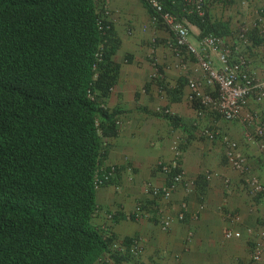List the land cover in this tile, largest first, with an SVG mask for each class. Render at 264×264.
<instances>
[{"label":"trees","instance_id":"obj_1","mask_svg":"<svg viewBox=\"0 0 264 264\" xmlns=\"http://www.w3.org/2000/svg\"><path fill=\"white\" fill-rule=\"evenodd\" d=\"M97 1L0 0V264H97L115 236L95 180L119 67Z\"/></svg>","mask_w":264,"mask_h":264},{"label":"crops","instance_id":"obj_2","mask_svg":"<svg viewBox=\"0 0 264 264\" xmlns=\"http://www.w3.org/2000/svg\"><path fill=\"white\" fill-rule=\"evenodd\" d=\"M121 37L123 44L118 46L113 55L114 62L121 66L120 73L112 92L104 100L109 112H117V118H120L122 125L118 124L115 133L109 132L105 135L106 151L103 159L104 164H117L119 174L111 184L97 190L100 219L107 220V217L104 219L106 211L114 212L118 208V216L116 215L111 224L108 223V229L120 240L129 239L136 234L144 238L145 251L136 254L132 258L134 261L128 264L244 263L249 243L255 244L258 233L264 230V193L259 197L253 196L245 181L251 197L248 199L245 196V186L240 181L241 171L228 164L225 143L211 140L203 134L199 135L198 127L191 124L194 111L185 101L187 94L184 99L177 98V93H172V99L161 95L159 85L162 79H151L153 64L146 59L147 52L139 51L135 61L123 63V54L127 51L124 47L126 38L122 33ZM157 56L161 64L159 68L166 75L165 79L171 83L168 86L172 88L177 83L171 73L178 68L175 65L176 58L165 55L163 51H157ZM213 56L217 60V55ZM179 66L181 68L182 65ZM195 69L203 77L199 64ZM254 100H250L246 110L255 115H264V104L259 107ZM159 104L171 107L175 115L168 116L157 111ZM190 124L192 128L188 129ZM210 124H216L222 135L229 134L235 138L241 136V121H211ZM184 131L187 133L186 137L183 136ZM175 135L184 139L179 155L182 166L189 179L197 180L198 184L193 186V189L197 188L192 193L193 189H188V183H183L169 199L160 201L159 206L165 213L175 218L171 228L164 230L157 220L130 219L123 206L129 209L127 200L136 190L139 191L141 199L152 200L143 192L142 183L145 180L150 179L157 185L165 183L166 174L158 162L174 158ZM242 151L247 155L248 168L251 167L247 177L257 176L264 183V160L260 148L250 144ZM208 172L217 175L209 180L206 177ZM126 183L136 185L130 186L125 192L122 184ZM119 184L123 186L120 195L114 191L115 185L120 186ZM154 202L152 200L150 205L155 213L152 212L153 216H156L158 208ZM184 204L186 208L183 207ZM181 212L185 213V219L179 221ZM230 227L242 231L243 236L225 239L224 231ZM191 232L193 236L190 238ZM125 255L131 257L132 254L128 252Z\"/></svg>","mask_w":264,"mask_h":264},{"label":"built area","instance_id":"obj_3","mask_svg":"<svg viewBox=\"0 0 264 264\" xmlns=\"http://www.w3.org/2000/svg\"><path fill=\"white\" fill-rule=\"evenodd\" d=\"M147 3L154 12L151 18L152 22L156 24L163 21L170 28L169 47L177 55L187 53L189 56L195 57L202 70L204 83L214 88V91H205L200 80H189L187 99L196 107L198 116L204 117L206 113L213 112L226 121H241L245 126L255 125V132L248 133L245 139L251 145H257L260 148L264 160V120L246 110L251 98H254L260 104H264V6L260 9L258 19L259 32L263 38V48L261 49L263 65L261 69L254 70L250 68L245 54H240L233 59L232 50L225 45L224 39L216 33H209L199 42H194L191 40L188 25L172 11L167 10L162 0H147ZM204 5L205 0H188L185 10L189 14L203 15ZM108 17V11L100 17L99 28L103 34H107L111 27L110 22L105 23L106 20H110ZM238 42L244 47L252 44L246 34V29L239 32ZM104 43L106 41L102 43L101 48L105 46ZM213 54L217 55V60L213 57ZM97 56L101 60L103 52H98ZM151 76L158 80L161 78L162 73L158 67H154ZM159 88L160 92H165L162 86ZM157 110L167 115H173V111L169 107L164 109L158 106ZM204 134L210 139H215L218 136V131L205 129ZM183 140L182 136L175 135L173 139V147L176 153L174 158L158 162L159 167L166 174L165 183L157 185L151 180L144 181L143 191L145 194L161 201L169 199L183 183H188V189H193L194 181H187V172L179 161L180 146ZM224 143L226 146L225 157L228 164L236 170L246 172L248 170V159L237 142L225 137ZM115 173L116 168L114 165L111 166V169L100 167L96 174V187L99 188L112 179ZM216 175V173L208 172L206 177L210 180ZM245 181L255 196L264 192V183L259 177L248 176ZM183 207L186 208V205L184 204ZM157 208L160 227L164 230L170 229L175 218L170 214H166L161 206H157ZM109 217L113 218V215L111 214ZM132 217L136 221H146L153 217V213L147 204L138 201L134 207ZM178 219L179 221L184 220L185 213L181 212ZM250 232L253 233L251 230ZM192 236L193 233L191 232L189 237ZM242 236V231L231 227L226 228L224 231V237L227 240L241 238ZM145 249L146 243L142 237H136L132 240L131 253H142ZM125 251L126 248H123L122 244L112 239L107 254L102 256L97 264H125L124 262H116L112 257L114 253L123 254ZM251 261L252 264H264V230L258 233V238L251 252Z\"/></svg>","mask_w":264,"mask_h":264},{"label":"rangeland","instance_id":"obj_4","mask_svg":"<svg viewBox=\"0 0 264 264\" xmlns=\"http://www.w3.org/2000/svg\"><path fill=\"white\" fill-rule=\"evenodd\" d=\"M162 1L164 2V4H166V6L168 5V10L172 11L180 20L184 21L188 25L191 40L194 42H199L207 34L216 32V26L219 23H223V25H225L224 27L220 26L221 28H217L224 29V33L218 35L224 39L225 45L232 50V58L235 59L236 56L240 54H245L248 58L251 69H261L263 65V60L261 58L263 38L261 36V33L259 32L260 30L258 26V19L260 16V9L264 6V0H205L203 15L187 13L185 7L188 3V0ZM97 2L101 16L105 15L108 11V18H110L111 22L114 24L112 45L115 44L116 46H114L117 48L118 46H122L123 40L121 37V33L126 38V41L124 42V47L126 48L125 51L127 52L123 54V63H131L135 61V57L137 56V53H139V51H144L148 53L146 55V59L150 61L151 65L153 64V67L155 65H157L158 67L161 65L158 61L157 51H163L165 55H170L174 59L176 58L175 65L178 68L177 70L171 72L174 79L177 81L175 86H173L172 88L168 86L171 83L167 81L168 79H165L166 75H164V73L162 72L163 77L161 84L166 91L168 99H172V93H177L179 95L177 98L184 99L188 91L187 86L190 79L200 80L202 82V88L205 91H214V88L204 83L202 74H200V72L195 69L196 65L198 66V62L195 57L189 56L187 53L177 55L176 52L169 47L168 41L171 38L170 28L163 21H159L156 24L153 23L151 20L152 13L142 0H98ZM114 14H116V17L114 16ZM134 15H138V17L135 18ZM242 29H246V34L249 36V39L252 42V44L248 47H244L238 42V35ZM179 64L182 65L181 68ZM115 65L119 67L117 69V73L119 75L121 66L120 64H118V62L115 63ZM191 65L194 67H191ZM113 85L115 86V84ZM186 98L185 101L188 103L189 107H191L194 111V114L191 116V124L193 126L196 125L198 127L199 135L201 134V136H203L202 130L206 127L218 130V126L216 124H210L211 121L228 122L223 120L221 117H219L216 113L213 112H208V115H206L204 118L198 117L196 107H194ZM256 104L259 107H262L260 103ZM257 116L260 117V119L264 120V115L258 114ZM191 124L188 129L192 128ZM240 132L241 136L236 138L232 137L233 135H222L219 132L220 137L218 136L215 141H220L223 143V138L229 137L231 140L237 142L238 146L241 148V150H243L246 145L250 146V143L246 141L245 137L248 133L255 132V125H241ZM185 133L186 131H184V135H182L186 137L187 133ZM188 134H190L189 131ZM250 170L251 167H249L246 172H240V181L243 184L248 175L247 173H249ZM203 181L205 180H202V182ZM119 185L121 186V184ZM122 185L125 186L124 190L123 186H121V188H115L116 190L114 189L115 193L120 195V192H122V190L126 192L127 190H129L130 186H135L136 183L130 185L126 183ZM196 188L197 187H195V189ZM195 189H193L192 193L195 191ZM244 194L248 199L251 197V193L247 190L246 186L244 188ZM253 196L255 195L253 194ZM139 200H141V195L139 194V191L136 190L132 193V197L127 200L129 202V209L127 210L126 206H123V209H125V212H128V215L133 209L135 203ZM142 200H144L148 205L151 204L152 201H148L150 199ZM249 201L251 200H248V202ZM117 210L118 208H115V211ZM115 211L114 213L116 218V215L118 216V212L120 210H118L117 212ZM133 226L136 225L134 224ZM134 233L136 234L135 230ZM136 236L138 235L136 234L135 237ZM128 240L124 238L123 243L128 244ZM253 246L254 242L249 243V251L246 258L247 262L244 261V263L242 262V264H252L251 252ZM134 257L136 256H121L118 259L121 261H125V263L128 264V262L131 263L134 261L132 259Z\"/></svg>","mask_w":264,"mask_h":264},{"label":"clouds","instance_id":"obj_5","mask_svg":"<svg viewBox=\"0 0 264 264\" xmlns=\"http://www.w3.org/2000/svg\"><path fill=\"white\" fill-rule=\"evenodd\" d=\"M168 10V9H167ZM111 21V20H110ZM214 57V56H213ZM216 59V58H215ZM154 67H158L157 65H155ZM154 67H153V69H154ZM159 68V67H158ZM159 71L161 72V70H160V68H159ZM152 72H153V70H152ZM162 73V72H161ZM152 74V73H151ZM162 77H163V74H162V76H161V78L160 79H158V80H161L162 79ZM151 79L152 80H155L154 78H152V76H151ZM160 86H162L161 84L159 85V87ZM163 87V86H162ZM114 88V86L111 88V92H112V89ZM164 89V88H163ZM165 90V89H164ZM159 91H160V88H159ZM188 91H189V88H188ZM161 95H166V91L165 92H161ZM158 106H161L162 108H164L165 109V107H169V106H163V105H161V104H159ZM157 106V107H158ZM170 109H172L171 107H169ZM158 111V110H157ZM172 111H173V109H172ZM167 115V114H166ZM173 115H175V113H174V111H173ZM206 115H207V113H206ZM205 115V116H206ZM168 116H172V115H168ZM197 116H198V114H197ZM204 116V117H205ZM198 117H200V116H198ZM204 117H200V118H204ZM120 122V121H119ZM117 123V124H120V123ZM205 129H210V130H215V129H211V128H204L203 130H202V132H203V135L204 136H206L205 134H204V130ZM216 131H218V130H216ZM218 136H219V131H218ZM217 136V137H218ZM207 137V136H206ZM217 137L215 138V139H217ZM209 138V137H208ZM225 138V137H224ZM223 138V139H224ZM210 139V138H209ZM215 139H211V140H215ZM224 142V141H223ZM108 165H115V163H112V164H104V163H102V165L100 166V167H107ZM118 172H119V170L117 169V171H116V173H115V175H114V177L112 178V179H110L109 181H107L105 184H103L101 187H103V186H106V185H108V184H111L113 181H115V178H116V176H117V174H118ZM148 180H150V179H148ZM146 181V180H145ZM152 181V180H151ZM153 182V181H152ZM96 185V184H95ZM116 187V189L117 188H120V186H118V185H115ZM101 187H99V188H97V190L98 189H100ZM142 189H143V183H142ZM144 192V191H143ZM147 195V194H146ZM149 196V195H148ZM153 201H155V202H157V203H160V201L158 200V199H156V198H154V197H151V196H149ZM139 201H142V202H144L145 204H147L144 200H139ZM138 202V201H137ZM136 202V203H137ZM154 202V203H155ZM136 203H135V205H136ZM135 205H134V207H135ZM148 205V204H147ZM149 206V208L151 209V205L149 204L148 205ZM134 207H133V209L130 211V213H129V218L130 219H133V220H135L133 217H132V213H133V210H134ZM152 210V209H151ZM153 212V211H152ZM154 213V212H153ZM155 214V213H154ZM150 220H157L158 221V223H159V219L157 218V215L155 216H153ZM136 221V220H135ZM148 221V220H147ZM160 224V223H159ZM136 237H142L141 235H138V236H136ZM135 236H133V237H131V238H129V243L128 244H125V243H123V240H119L117 237H115V236H113V238L112 239H114V240H116V241H118L120 244H122V246H123V248H126V251L123 253V254H118V253H114L113 254V259L116 261V262H124L125 263V261H121V260H119L118 258L119 257H121V256H126L125 254L126 253H131V251H130V246H131V243H132V240L134 239V238H136ZM143 238V237H142ZM143 240H144V238H143ZM121 241V242H120ZM145 241V240H144ZM108 252V251H107ZM107 252L105 253V254H107ZM104 254V255H105ZM132 255L131 256H136V254H134V253H131ZM103 255V256H104ZM125 264H127V263H125Z\"/></svg>","mask_w":264,"mask_h":264}]
</instances>
